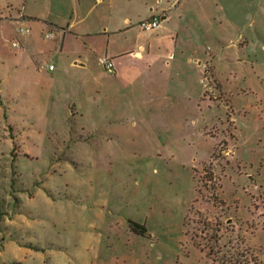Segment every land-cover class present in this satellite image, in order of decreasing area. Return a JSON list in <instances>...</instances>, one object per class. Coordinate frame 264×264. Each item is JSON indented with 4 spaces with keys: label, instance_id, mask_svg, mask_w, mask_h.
<instances>
[{
    "label": "rangeland",
    "instance_id": "rangeland-1",
    "mask_svg": "<svg viewBox=\"0 0 264 264\" xmlns=\"http://www.w3.org/2000/svg\"><path fill=\"white\" fill-rule=\"evenodd\" d=\"M156 1L0 0V264H264V0Z\"/></svg>",
    "mask_w": 264,
    "mask_h": 264
},
{
    "label": "crops",
    "instance_id": "crops-1",
    "mask_svg": "<svg viewBox=\"0 0 264 264\" xmlns=\"http://www.w3.org/2000/svg\"><path fill=\"white\" fill-rule=\"evenodd\" d=\"M128 2H130V0H128ZM188 4L189 3L186 0H157L156 6H155V12H153L154 7L153 6L150 7L151 15L147 18H150L155 15L160 16L161 24L159 28H157L154 31H143L140 27L139 28L142 32L148 33L150 37L152 38V40L154 41V45L150 44L149 46V55H151L153 58L154 57L158 58L160 55H162L161 52H165V51L167 52V51H170V49H174L176 47V42L174 41V37L177 38L178 34L175 33L174 30L170 27V23L172 22L174 13H179L180 18L183 19ZM3 18L8 19L7 16L0 15V20H2ZM29 19H30V16L26 13H23L22 11L21 13H19V15H17V17H14V18L10 17V21L14 22L15 24L23 23L20 28L30 29V33L26 36H30L32 34L31 28L26 26L25 24L26 20H29ZM181 24H183V21ZM19 30H18V33L21 34ZM49 33H52V32H49ZM53 37H54V34H53ZM13 41H16L18 43V46H13L12 45ZM11 45L12 47H15V48L21 47V44L16 38H12ZM138 47L143 51H145L146 49L144 44H138ZM154 49H157V50H154ZM125 56H138L142 58L143 54L139 50H137L134 55L131 52H129L127 54L120 55L119 57L124 58ZM111 60L113 61L114 67H115V71L111 74H115V76H120L121 74H123V69L125 68L126 62L119 61L118 63H116L113 59ZM75 64L76 66L73 63V65L76 68L78 65H84V64H79L77 62H75ZM196 67L198 69L201 68V66H198V65ZM82 69L86 70L87 67L85 66V68H82Z\"/></svg>",
    "mask_w": 264,
    "mask_h": 264
},
{
    "label": "built area",
    "instance_id": "built-area-1",
    "mask_svg": "<svg viewBox=\"0 0 264 264\" xmlns=\"http://www.w3.org/2000/svg\"><path fill=\"white\" fill-rule=\"evenodd\" d=\"M102 1L103 0H97V2H99V3ZM160 24H161V17L158 15L152 16V17L147 18V19H143L138 23L139 27L143 31H154L157 28H159ZM19 32L22 35H28L30 33V29L29 28H20ZM45 36L47 38H53L52 33H47ZM12 45L18 46V43L16 41H13ZM100 62L102 63V65L105 67V69L109 73H113L115 71L114 63L111 59H109L107 57H102L100 59ZM52 68H53V65H50V69H52Z\"/></svg>",
    "mask_w": 264,
    "mask_h": 264
},
{
    "label": "trees",
    "instance_id": "trees-1",
    "mask_svg": "<svg viewBox=\"0 0 264 264\" xmlns=\"http://www.w3.org/2000/svg\"><path fill=\"white\" fill-rule=\"evenodd\" d=\"M131 229L134 230L135 232L139 233V234H145L146 233V229L143 226H140L138 224H133L131 226ZM137 229H141L140 231H138Z\"/></svg>",
    "mask_w": 264,
    "mask_h": 264
}]
</instances>
